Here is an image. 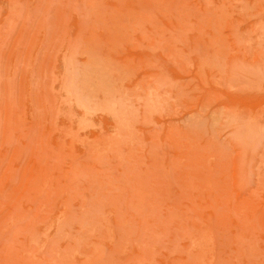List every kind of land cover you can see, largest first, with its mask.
Here are the masks:
<instances>
[{
    "label": "rangeland",
    "instance_id": "rangeland-1",
    "mask_svg": "<svg viewBox=\"0 0 264 264\" xmlns=\"http://www.w3.org/2000/svg\"><path fill=\"white\" fill-rule=\"evenodd\" d=\"M0 264H264V0H0Z\"/></svg>",
    "mask_w": 264,
    "mask_h": 264
}]
</instances>
